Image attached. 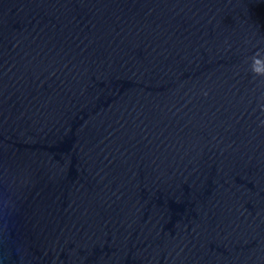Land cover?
Segmentation results:
<instances>
[{
	"label": "water",
	"instance_id": "obj_1",
	"mask_svg": "<svg viewBox=\"0 0 264 264\" xmlns=\"http://www.w3.org/2000/svg\"><path fill=\"white\" fill-rule=\"evenodd\" d=\"M0 264H264V0H0Z\"/></svg>",
	"mask_w": 264,
	"mask_h": 264
}]
</instances>
